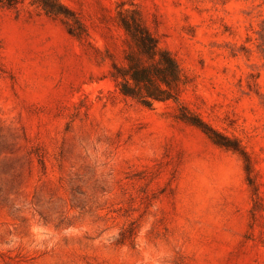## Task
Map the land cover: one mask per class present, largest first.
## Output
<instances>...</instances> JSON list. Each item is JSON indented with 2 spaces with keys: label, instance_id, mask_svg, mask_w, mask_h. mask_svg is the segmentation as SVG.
<instances>
[{
  "label": "rangeland",
  "instance_id": "374dc122",
  "mask_svg": "<svg viewBox=\"0 0 264 264\" xmlns=\"http://www.w3.org/2000/svg\"><path fill=\"white\" fill-rule=\"evenodd\" d=\"M0 264H264V0L0 2Z\"/></svg>",
  "mask_w": 264,
  "mask_h": 264
},
{
  "label": "trees",
  "instance_id": "16d2710c",
  "mask_svg": "<svg viewBox=\"0 0 264 264\" xmlns=\"http://www.w3.org/2000/svg\"><path fill=\"white\" fill-rule=\"evenodd\" d=\"M142 33L136 37L140 57H130L128 66L120 72L123 81L119 90L124 96L144 104L175 99L182 83L181 68L149 32L143 30Z\"/></svg>",
  "mask_w": 264,
  "mask_h": 264
}]
</instances>
